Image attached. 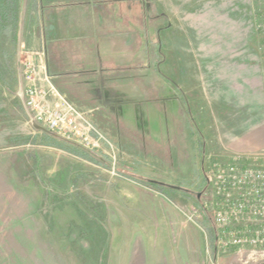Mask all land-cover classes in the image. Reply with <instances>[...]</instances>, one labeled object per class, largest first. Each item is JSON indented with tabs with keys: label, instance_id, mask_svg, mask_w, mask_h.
Segmentation results:
<instances>
[{
	"label": "rangeland",
	"instance_id": "374dc122",
	"mask_svg": "<svg viewBox=\"0 0 264 264\" xmlns=\"http://www.w3.org/2000/svg\"><path fill=\"white\" fill-rule=\"evenodd\" d=\"M34 1L0 0L7 49L36 51ZM140 1L107 20L120 8L139 23L143 9V111L118 126L79 106L115 158L33 121L20 69L32 56L0 62V264H264L259 249L216 252L206 180L218 161L264 164V0Z\"/></svg>",
	"mask_w": 264,
	"mask_h": 264
},
{
	"label": "crops",
	"instance_id": "0c3cea01",
	"mask_svg": "<svg viewBox=\"0 0 264 264\" xmlns=\"http://www.w3.org/2000/svg\"><path fill=\"white\" fill-rule=\"evenodd\" d=\"M34 2L37 5L33 12L36 27L33 32L34 41L28 43V46L31 47V51L45 46L46 68L55 87L78 106L94 109L96 118L102 124L129 125L130 120L135 119L136 111L139 108L143 111L142 75L139 78L141 82V89L138 90L141 95L139 103L136 97L137 69H143L141 64L144 53L141 32L143 9L140 10L139 23H127L126 20H121L120 8L115 13L114 21L107 20L109 8L118 10L116 5L122 2L111 3L109 0ZM2 18L0 15V20L4 21L5 17ZM127 25L131 26L129 37L127 33L121 32ZM6 28L4 25L0 27V62L4 69L10 71L24 55L29 58L32 53L30 51L24 53V39L15 49L14 47L7 49L5 42L11 37V33ZM22 32L23 36L25 29ZM129 94L132 96L129 97Z\"/></svg>",
	"mask_w": 264,
	"mask_h": 264
},
{
	"label": "built area",
	"instance_id": "2783aa9c",
	"mask_svg": "<svg viewBox=\"0 0 264 264\" xmlns=\"http://www.w3.org/2000/svg\"><path fill=\"white\" fill-rule=\"evenodd\" d=\"M45 54L42 46L20 68L33 121L65 143H75L92 152L110 150L115 158V147L93 118V110L69 101L52 83ZM210 167L206 180L212 189L209 201L218 229L216 252L251 249L255 253L259 249L264 254V164L218 161Z\"/></svg>",
	"mask_w": 264,
	"mask_h": 264
},
{
	"label": "trees",
	"instance_id": "16d2710c",
	"mask_svg": "<svg viewBox=\"0 0 264 264\" xmlns=\"http://www.w3.org/2000/svg\"><path fill=\"white\" fill-rule=\"evenodd\" d=\"M124 0H109V2H111V3H117V2H123ZM127 1H131V2H133V3H140L141 1L140 0H127ZM146 11H147V15L154 21L155 19H157V15H156V13H153L154 11H152V7L149 5V4H147V6H146ZM159 19V18H158ZM161 29L159 28L158 29V31H160ZM160 54V52H158V55ZM156 100V102L158 101V102H160V101H163V102H167L168 100H169V98H158V99H149L147 102L150 104V102H154ZM170 100H172V99H170ZM169 100V101H170ZM70 101V100H69ZM149 106V105H148ZM150 107V106H149ZM165 108H166V105H162V110L164 111L165 110Z\"/></svg>",
	"mask_w": 264,
	"mask_h": 264
}]
</instances>
